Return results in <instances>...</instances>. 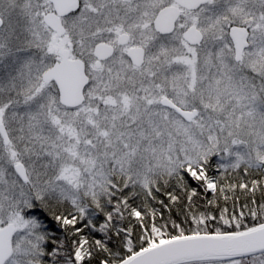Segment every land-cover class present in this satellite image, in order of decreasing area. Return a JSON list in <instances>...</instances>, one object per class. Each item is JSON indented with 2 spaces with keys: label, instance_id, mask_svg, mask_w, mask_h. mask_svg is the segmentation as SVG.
Segmentation results:
<instances>
[{
  "label": "snow or ice",
  "instance_id": "1",
  "mask_svg": "<svg viewBox=\"0 0 264 264\" xmlns=\"http://www.w3.org/2000/svg\"><path fill=\"white\" fill-rule=\"evenodd\" d=\"M0 264H264V0H0Z\"/></svg>",
  "mask_w": 264,
  "mask_h": 264
}]
</instances>
